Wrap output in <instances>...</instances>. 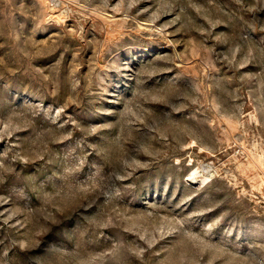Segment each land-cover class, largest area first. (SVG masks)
<instances>
[{"label":"rangeland","instance_id":"374dc122","mask_svg":"<svg viewBox=\"0 0 264 264\" xmlns=\"http://www.w3.org/2000/svg\"><path fill=\"white\" fill-rule=\"evenodd\" d=\"M0 264H264V0H0Z\"/></svg>","mask_w":264,"mask_h":264}]
</instances>
